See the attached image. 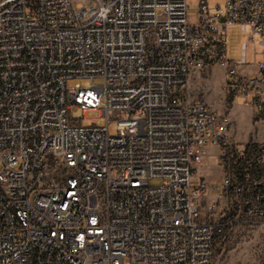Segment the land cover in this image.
Listing matches in <instances>:
<instances>
[{"label": "built area", "instance_id": "2783aa9c", "mask_svg": "<svg viewBox=\"0 0 264 264\" xmlns=\"http://www.w3.org/2000/svg\"><path fill=\"white\" fill-rule=\"evenodd\" d=\"M233 24L259 60L228 57ZM211 66L264 118V0H0V264H210L264 223V141L186 93ZM208 146L220 178L194 182Z\"/></svg>", "mask_w": 264, "mask_h": 264}, {"label": "rangeland", "instance_id": "374dc122", "mask_svg": "<svg viewBox=\"0 0 264 264\" xmlns=\"http://www.w3.org/2000/svg\"><path fill=\"white\" fill-rule=\"evenodd\" d=\"M86 0H72L81 7ZM191 2L193 0H190ZM212 6H223L224 0H210ZM190 7L194 5L191 3ZM251 33L248 27L244 31L237 24L227 28V53L230 59L236 60L245 54L249 63L260 59V55L254 57L253 50L260 51L259 37L254 35V42L249 37ZM245 42V45L243 44ZM220 69L221 74L217 72ZM70 81L79 82L82 86H90L88 78H74ZM224 70L217 66L205 69H195V90L194 99L209 104L218 114L226 115L231 131L236 138L246 140L264 141V118L256 116L250 109L242 104L241 98L236 97L231 102L232 108L228 110L224 94ZM101 78H94L93 83L99 84ZM83 115L80 109L74 111L72 116L81 118ZM83 118V124L96 122L99 125L105 124V117L100 115L98 110H88ZM90 117H96L92 120ZM109 130L116 132L114 121L108 123ZM155 179L151 183H155ZM215 193H212V195ZM210 264H264V223H250L233 221L225 232L217 237L213 250V258Z\"/></svg>", "mask_w": 264, "mask_h": 264}, {"label": "crops", "instance_id": "0c3cea01", "mask_svg": "<svg viewBox=\"0 0 264 264\" xmlns=\"http://www.w3.org/2000/svg\"><path fill=\"white\" fill-rule=\"evenodd\" d=\"M218 67V66H217ZM221 68V67H218ZM222 69V68H221ZM219 74H221L223 71L220 69H217ZM186 93L190 99H194V90H195V69L191 70L189 73L187 83L185 86ZM227 104V103H225ZM250 109V111L254 114L255 110L251 106H246ZM228 110L232 108V104H227ZM231 131V128H230ZM232 138L238 142L239 144H244L248 142L249 140H246L244 138H236L234 132L231 131ZM260 141V140H259ZM218 151L217 146H208V154L204 157V159L194 164V182H195V172L196 175L199 177H203L207 179L209 182H216L220 178L221 175V167L218 164L216 153Z\"/></svg>", "mask_w": 264, "mask_h": 264}]
</instances>
